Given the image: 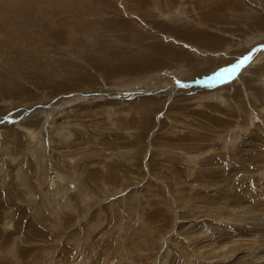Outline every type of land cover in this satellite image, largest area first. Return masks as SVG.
<instances>
[{"label":"rangeland","instance_id":"rangeland-1","mask_svg":"<svg viewBox=\"0 0 264 264\" xmlns=\"http://www.w3.org/2000/svg\"><path fill=\"white\" fill-rule=\"evenodd\" d=\"M263 21L264 0H0V264H264ZM158 45L193 61L98 66Z\"/></svg>","mask_w":264,"mask_h":264},{"label":"bare ground","instance_id":"bare-ground-1","mask_svg":"<svg viewBox=\"0 0 264 264\" xmlns=\"http://www.w3.org/2000/svg\"><path fill=\"white\" fill-rule=\"evenodd\" d=\"M263 19V18H262ZM260 22H262L261 20H260ZM264 22V21H263ZM124 23V22H123ZM259 23V22H258ZM128 23H126V25H127ZM262 24H264V23H262ZM178 26V25H177ZM177 26H175V27H177ZM263 26V25H262ZM175 27H174V29H175ZM181 28V27H180ZM115 29V28H114ZM178 30H179V27H178ZM181 30V29H180ZM175 31H176V29H175ZM183 32V31H182ZM178 33H180L179 31H178ZM177 34V33H176ZM182 34V33H181ZM181 34H179V35H181ZM184 35H186V37L188 36H190L191 37V34H192V36L194 35L195 36V34L196 33H188V31H187V33L185 32V33H183ZM178 35V34H177ZM182 36V35H181ZM193 36V37H194ZM192 37V38H193ZM192 38H190L191 39V41H192ZM201 41L202 42H200V43H204L205 44V42L206 43H209V45H210V43L212 44V43H214V44H217L218 43V39H216V40H214L213 38H210L208 35H203L202 36V38H201ZM216 46V45H215ZM156 47V46H155ZM97 48H99L98 46L96 47V50H98ZM148 48H151V47H148ZM147 48V49H148ZM149 51V50H148ZM151 52H153L154 53V55L153 56H150V57H145L146 59H136V58H134L133 57V55H131V56H129V57H132V58H128V59H130V61H128V62H121V63H124V65H122L121 63H118L117 65H116V63L115 64H112L111 62H108V63H106L105 62V60H104V62H101V63H98V61L96 62V60H97V58H98V56H97V58H96V60H95V62L96 63H98V66H99V68L100 69H105V70H109L108 72H110V75L111 74H119V72L122 74H124V73H132L133 71H135V72H138L139 73V71H141V72H143L142 70H143V68L145 69H147V71H150V68H153V67H161V65H163V63L165 62V65H166V57H170L171 59H173V58H175V60H177L178 59V61L180 60H184V59H186V61H188V62H191V61H193V59L191 58V57H189V56H183L182 55V53L183 52H177V51H174L173 49H171V47L170 48H168L167 46H162V45H158L156 48H152L151 50H150ZM149 51V54H148V56L151 54V52ZM148 53V52H147ZM104 55V54H103ZM115 55V54H114ZM86 56V55H85ZM105 56V55H104ZM107 57V56H106ZM124 57H127V56H124ZM122 58V57H121ZM99 59V58H98ZM107 59V58H106ZM167 62H168V60H167ZM92 63V62H91ZM94 63V62H93ZM88 64V63H87ZM104 64V65H103ZM90 65V64H89ZM88 66V65H87ZM97 66V65H96ZM138 67V68H137ZM98 68V67H97ZM98 68V69H99ZM137 68V69H136ZM142 68V69H141ZM155 69H157V68H155ZM154 68H153V70H155ZM152 70V69H151ZM188 73V72H187ZM108 75H109V73H107ZM106 74V75H107ZM101 75V74H100ZM183 76H184V74H183ZM183 76H180L179 77V80H181V81H186L187 83H192V82H194V81H196L197 82V79H199V77L200 76H202L203 77V75H197L196 77H193V78H189V79H186V77H185V79L186 80H183ZM186 76V75H185ZM176 79V78H175ZM173 81V80H172ZM179 82V81H178ZM167 84V82L165 81H162L161 82V84L160 85H165L166 87L168 86V85H166ZM174 84V83H173ZM204 84V83H203ZM209 84V83H208ZM190 85V84H189ZM197 85V84H196ZM192 86V85H191ZM169 88H171L170 90H168L169 91V93H174L175 92V89L177 90V88H175V86L173 87L172 85H170V86H168ZM195 87H199V85L198 86H195ZM175 88V89H174ZM185 89H187V93H189V92H192L193 94L195 93H197V90H193V89H195L194 87L193 88H191L190 90H189V88L187 87V85H183L182 84V91H184ZM181 92V91H180ZM168 93V94H169ZM202 93V92H201ZM201 93H198V94H201ZM198 94H196V95H198ZM148 111H150L149 110V108L147 109V112ZM145 114H150V113H145ZM147 115V116H148Z\"/></svg>","mask_w":264,"mask_h":264},{"label":"snow or ice","instance_id":"snow-or-ice-1","mask_svg":"<svg viewBox=\"0 0 264 264\" xmlns=\"http://www.w3.org/2000/svg\"><path fill=\"white\" fill-rule=\"evenodd\" d=\"M251 62V55L243 57L242 60L235 64L232 65L231 68L229 69H222L219 73H216L214 75V77H212V79H219L220 82H225L224 79V73H228V77L227 78H231L232 76H234L242 67L246 66L248 63Z\"/></svg>","mask_w":264,"mask_h":264}]
</instances>
